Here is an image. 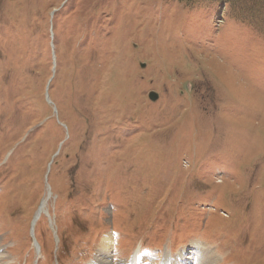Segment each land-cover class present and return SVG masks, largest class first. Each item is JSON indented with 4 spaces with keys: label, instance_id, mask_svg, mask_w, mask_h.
<instances>
[{
    "label": "rangeland",
    "instance_id": "rangeland-1",
    "mask_svg": "<svg viewBox=\"0 0 264 264\" xmlns=\"http://www.w3.org/2000/svg\"><path fill=\"white\" fill-rule=\"evenodd\" d=\"M185 248L264 264V0H0V264Z\"/></svg>",
    "mask_w": 264,
    "mask_h": 264
},
{
    "label": "bare ground",
    "instance_id": "bare-ground-1",
    "mask_svg": "<svg viewBox=\"0 0 264 264\" xmlns=\"http://www.w3.org/2000/svg\"><path fill=\"white\" fill-rule=\"evenodd\" d=\"M47 205V199H45L42 202V205L40 207L38 214H36L34 225L33 227L35 228V225L37 221L41 217V213L44 212V209ZM35 232V230H34ZM112 241L109 238H106L104 240V243H102V248L104 249L105 247H111L112 246ZM108 249H105L103 254H107ZM199 252L200 255L196 256L195 254H192L191 252L189 253V249L185 248L180 250L176 254H171V252L166 251L164 253L163 259L161 260V264H211L213 261L216 262V258L212 251H207L205 248L203 249H195V253ZM190 254V256H188ZM192 254V255H191ZM41 255V254H40ZM135 255V256H134ZM133 259H131L130 262L127 263H120V264H139V257H138V252L134 253ZM98 257V256H97ZM95 262V263H94ZM90 264H113L112 259L109 260V258H104L102 260L100 259H95L93 262Z\"/></svg>",
    "mask_w": 264,
    "mask_h": 264
},
{
    "label": "water",
    "instance_id": "water-1",
    "mask_svg": "<svg viewBox=\"0 0 264 264\" xmlns=\"http://www.w3.org/2000/svg\"><path fill=\"white\" fill-rule=\"evenodd\" d=\"M142 67H144V65H142ZM148 98H149V100L154 102V101H156L158 99V94L153 92V91H151L148 94Z\"/></svg>",
    "mask_w": 264,
    "mask_h": 264
},
{
    "label": "clouds",
    "instance_id": "clouds-1",
    "mask_svg": "<svg viewBox=\"0 0 264 264\" xmlns=\"http://www.w3.org/2000/svg\"><path fill=\"white\" fill-rule=\"evenodd\" d=\"M11 264H15V262H11Z\"/></svg>",
    "mask_w": 264,
    "mask_h": 264
}]
</instances>
